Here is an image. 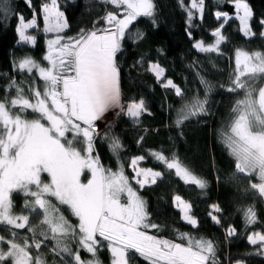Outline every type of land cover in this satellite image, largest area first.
Instances as JSON below:
<instances>
[{
    "label": "trees",
    "instance_id": "obj_1",
    "mask_svg": "<svg viewBox=\"0 0 264 264\" xmlns=\"http://www.w3.org/2000/svg\"><path fill=\"white\" fill-rule=\"evenodd\" d=\"M153 2L154 17H140L128 29L133 37L137 33L142 36L138 39L126 36L121 51L117 53L123 108L96 131L93 154L98 155L105 169L115 172L123 167L132 187L146 202L149 222L158 225L151 231L158 238L186 245L187 239L182 240L181 234H187L193 240L211 241L215 245L217 264H264V257L252 252L258 247L248 241L249 235L264 233V197L250 187L251 183H258L255 176L248 177L238 172L236 159L225 143V134L230 133L234 118L232 109L238 100L244 98L245 91H227L236 75L233 46L239 44L240 49L248 53L264 55V36H261L264 26L260 23L264 20V2L244 0L252 12L250 26L255 35L251 37H245L241 31L234 0H204L202 18L193 9L191 21L187 14L189 0H183V5L180 0ZM45 4L51 6V0H31V6L25 0H12L15 14L8 19L0 17V101L17 98V88L23 90L25 98L32 99L31 90L44 87L37 72L28 73L18 66L26 58L48 66L44 60L47 41L56 34L44 31ZM56 6L67 20L68 27L61 33L65 37H76L81 29L103 28L106 25L102 18L108 12L119 11L106 0H56ZM218 11L227 13L228 18L222 16L218 20ZM18 15H22L26 22L36 19V27L24 30L25 35L35 38V44L21 39L17 31L20 27ZM217 29L225 37L218 52H201L194 47L197 42H203L204 46L214 45L213 33ZM169 45L173 48V55H170ZM153 64L163 68V78L158 80L150 70ZM169 79L181 89V96L176 95L174 88L164 86ZM247 80L245 76L243 81ZM13 82L16 87L10 88ZM263 86L264 76L252 83L256 90L254 97ZM197 99H207L206 114L190 116L178 124L185 105H191ZM140 100L144 101L146 111L138 119L130 117L127 106ZM25 115L32 119L38 114L29 110ZM115 141L119 142L118 147ZM154 152L162 153L170 160H178L204 180L206 187L200 189L185 183L175 175L174 169L169 170L166 164L156 160L151 155ZM141 156L145 159L140 166L161 173L155 184L143 188L132 179L134 171L130 166L133 158ZM88 177L89 171L85 170L83 180L87 181ZM176 196L190 204L191 214L198 221L196 227L183 220L182 212L175 204ZM50 199L65 218L76 220L68 206L60 204L54 197ZM12 200L14 214L29 217V224L15 237L17 242L27 239L32 244L33 238L43 241L39 249L31 247L33 260L39 258L43 264H75L70 259L72 257L60 251L48 238L51 231L49 225L43 223L42 209L37 208L33 212L29 208V202L34 203V198L15 191ZM249 207H253L256 213L254 224H248L245 219V211ZM232 228L236 231L230 236L228 231ZM0 229L3 235L8 236L5 239H13L12 231ZM4 250L7 251L6 245ZM104 252L105 264H111L112 256L106 245ZM128 252L130 264H149L134 250Z\"/></svg>",
    "mask_w": 264,
    "mask_h": 264
},
{
    "label": "snow or ice",
    "instance_id": "obj_2",
    "mask_svg": "<svg viewBox=\"0 0 264 264\" xmlns=\"http://www.w3.org/2000/svg\"><path fill=\"white\" fill-rule=\"evenodd\" d=\"M25 2L31 6V0ZM106 2L119 11L108 12L102 18L105 27L91 31L81 29L76 37L61 35L68 24L64 13L56 6V0H51V6L44 5V31L56 34L47 41L48 54L44 60L48 66H41L28 58L18 66L28 73L36 69L44 87L42 90L33 88L32 99L25 98L23 90L17 88V98L0 101V222L15 229H24L28 225V216L12 214L11 194L19 191L34 198L35 205L44 211L43 222L50 226L52 238L62 252L67 253L69 249L67 245L61 247V238L76 239L78 236L80 247L94 255L101 243L97 238L100 237L109 242L113 264H129V250H134L149 264H217L215 245L211 241L193 240L187 234H181L182 240L187 239L185 245L141 230L158 228V225L149 222L146 202L134 190L122 166L115 172L105 169L98 155H93L96 121L120 102L117 53L122 49V41L126 36L129 39L140 38L142 34L137 33L133 37L128 31L130 25L140 17H154L155 12L153 0ZM180 3L183 5V0ZM234 3L244 36H254L249 24L252 12L248 4L244 0H234ZM189 5V21L193 19V9L202 18L204 0H189ZM12 14H15L12 0H0V17L8 19ZM222 16L228 18L227 13L216 12L218 20ZM17 20L21 39L35 44V38L25 35L24 30L36 27V19L26 22L22 15H18ZM260 23L264 26V20ZM213 36L214 45L204 46L203 42H198L194 47L201 52H218L225 37L220 29ZM235 63L237 74L227 91H245L244 98L238 100L232 109L234 118L230 133L225 134V143L236 159L238 172L248 177L255 176L258 183H251L250 187L264 197V87L258 89V96L255 97L253 93L256 90L252 87L258 77L264 76V55H249L237 50ZM150 70L159 80L163 73L159 65H151ZM245 76L247 81L241 79ZM202 83L206 84L205 81ZM164 86L174 88L177 96L182 95L181 89L172 80H167ZM9 87H16L15 82ZM206 104L207 99H197L193 104L185 105L186 110L182 109V119L178 120V124L190 116L206 114ZM29 110L38 115L28 119L25 113ZM144 111L143 100L133 101L127 106V114L136 119ZM79 143L85 145L83 152L76 146ZM115 146H119L118 141H115ZM151 155L166 164L167 169H174L175 175L185 183L200 189L206 187L204 180L178 161H169L162 153ZM144 159L143 156L133 158L130 163L135 172L132 179L140 188L149 183V177L155 184L161 176L160 172L151 169L137 170ZM85 170L91 173L86 183L81 181ZM43 174H47L49 182L42 179ZM46 197H54L60 204L68 206L78 219V226L69 225L63 215H48L50 201ZM175 200L183 205V219L196 227L198 221L189 215L191 206L180 196H176ZM215 210L219 211V208L215 207ZM212 219L219 223L215 216ZM245 219L248 224L256 222L253 207L245 211ZM235 231L234 228L229 229L228 235H233ZM11 236L13 239L0 237V245L7 246V251L0 247V264H43L39 258L34 261L30 251L33 246L39 249L43 241L33 238L32 244L27 239L20 243L15 239L16 232H12ZM248 241L258 247V254L264 255V234L254 233ZM70 255L75 264H91L81 260L79 251Z\"/></svg>",
    "mask_w": 264,
    "mask_h": 264
},
{
    "label": "rangeland",
    "instance_id": "obj_3",
    "mask_svg": "<svg viewBox=\"0 0 264 264\" xmlns=\"http://www.w3.org/2000/svg\"><path fill=\"white\" fill-rule=\"evenodd\" d=\"M69 1H74V0H69ZM169 1H172V0H169ZM255 2H264V0H254ZM246 3V2H245ZM241 15H242V12H241ZM249 24H250V21H249ZM54 38V37H53ZM53 38H51V39H53ZM49 40V39H48ZM198 43V42H197ZM233 48H234V55H233V64H234V66H235V69H234V71H235V74H237V67H236V63H235V59H236V52H237V50H241V51H243V52H246V51H244V50H242V49H240V46H239V44H235L234 46H233ZM169 51H170V55H173V53H174V51H173V48L171 47V45H169ZM246 53H248V52H246ZM255 53H258V52H255ZM255 53H248L249 55H253V54H255ZM47 54H48V44H47ZM46 54V55H47ZM28 59H32V58H28ZM24 59H22L20 62H22ZM32 60H34V59H32ZM37 64H39V65H41V66H43L42 64H40V63H38L36 60H34ZM19 62V63H20ZM153 65H157V64H153ZM47 67V66H46ZM160 67V66H159ZM243 67V65H241V68ZM161 68V67H160ZM162 70H163V68H161ZM33 71H35V72H37V70L36 69H33ZM37 74H38V72H37ZM164 77V70H163V73H162V76L160 77V78H163ZM243 78L244 77H242L241 79L243 80ZM165 83H167V81L165 82ZM264 87V86H263ZM122 105H121V103L119 102V105L118 106H114V107H112V108H110L104 115H103V117L100 119V120H97L96 121V131H99L106 123H108L111 119H113V117H114V114L117 112V111H120V110H122ZM42 122H44V123H46V121H42ZM77 147H78V149L79 150H81L82 152H83V148L85 147V145L83 144V143H79V144H77L76 145ZM94 155V154H93ZM95 156V155H94ZM137 158V157H136ZM174 160H176V159H174ZM169 161H172V160H170L169 159ZM176 161H178V160H176ZM141 162V161H140ZM179 162V161H178ZM180 163V162H179ZM181 164V163H180ZM182 166H184L183 164H181ZM185 167V166H184ZM139 169H151V168H145V167H142V166H140V163L138 164V166H137V170H139ZM153 172H159V171H157V170H154V169H151ZM175 171V170H174ZM193 173V172H192ZM194 174V173H193ZM83 175H84V173L82 174V176H81V181L82 182H84V183H86L87 181H84L83 180ZM126 175V174H125ZM194 175H196V174H194ZM46 176V177H45ZM134 176H135V172H134ZM197 176V175H196ZM198 178H200L199 176H197ZM91 178V173L89 172V177H88V179H90ZM159 178V177H158ZM157 178V179H158ZM42 179L45 181V182H49V180H50V178L47 176V174H43L42 175ZM87 179V180H88ZM141 179H142V177H141ZM201 179V178H200ZM135 181V180H134ZM150 184H153V183H151V178L149 177V183H147V184H145V185H150ZM135 190V189H134ZM15 192V191H14ZM13 192V193H14ZM12 193V194H13ZM23 193V192H22ZM12 194H11V198H12ZM50 198H52V197H46V199H48L49 201H50V204H49V213H48V215H50V216H52V217H58V216H60V215H62V213L58 210V209H56L55 207H54V205H53V203H52V201H51V199ZM56 199V198H55ZM181 200L183 201V202H185V203H187V204H189L187 201H185L182 197H181ZM175 204H176V207L178 208V209H180L181 210V212H182V218L184 217V211H183V205H181V204H178V202L175 200ZM190 205V204H189ZM29 208L30 209H33V208H35V209H37L38 208V206H36L35 205V203H32V201L31 202H29ZM42 212H43V217H45V213H44V211L42 210ZM12 214L14 215V216H16V214H14V212H13V200H12ZM72 214V213H71ZM189 215H191V216H193L192 214H191V207H190V209H189ZM64 218H65V216H63ZM73 217H75V216H73ZM194 217V216H193ZM195 218V217H194ZM67 221H68V223H69V225H71V226H73V227H76V226H78V219L75 217V221H73V220H71V219H69V218H65ZM196 219V218H195ZM184 220V219H183ZM197 220V219H196ZM185 221V220H184ZM186 222V221H185ZM44 223V222H43ZM29 224V223H28ZM45 224V223H44ZM27 226V225H26ZM0 228H6V229H9L8 231H12V232H16V233H19V230H21V229H15L14 228V226H11V225H7L6 223H2V222H0ZM49 228H50V226H49ZM141 230H143V231H146L149 235H154L151 231H153V228H148V229H141ZM264 234V233H263ZM251 235H253V234H251ZM52 236H53V234L52 233H50V235H48V238L56 245L57 244V242H56V240L55 239H53L52 238ZM250 236V235H249ZM0 237H4V238H7L8 236H5V235H3L2 234V231H1V229H0ZM100 241H101V243H100V245H98L97 246V250H96V252H95V254L93 255V254H90V253H88L86 250H84V249H82L81 247H80V245L77 243V240L79 239V237L77 236L76 237V239H72L71 237H68V238H61V247H63L64 245H67V247H68V249H69V252H65L66 254H68L70 257H72V255H70V253H72V254H74V253H76L77 251H79V254H80V257H81V260L82 261H90L91 262V264H105V252H104V248H105V245L107 246V248H108V250H109V252H110V254H111V256H112V263L111 264H113V260H114V257H113V255H112V253H111V250H110V248H109V246H108V242L107 241H104L102 238H100V237H97ZM0 247H5V245H0ZM258 251H259V249H254V250H252V252H254V253H256L258 256H261V257H264V255H260V254H258ZM128 257H129V252H128ZM74 263H75V261L72 259V258H70ZM129 264H130V259H129Z\"/></svg>",
    "mask_w": 264,
    "mask_h": 264
}]
</instances>
